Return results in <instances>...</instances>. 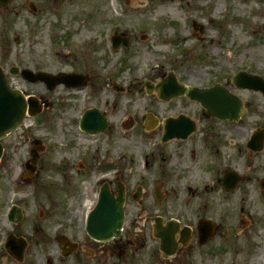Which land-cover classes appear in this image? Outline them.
Wrapping results in <instances>:
<instances>
[{"label":"rangeland","instance_id":"1","mask_svg":"<svg viewBox=\"0 0 264 264\" xmlns=\"http://www.w3.org/2000/svg\"><path fill=\"white\" fill-rule=\"evenodd\" d=\"M193 21L202 30L199 26L192 30ZM114 30H125L134 43L112 49ZM14 64L51 72L75 67L90 74L91 81L90 86L67 93L60 87L44 91L41 83L29 84L54 103L44 114L48 122L39 123L40 131L33 134L50 143L53 157L71 158L73 171L65 170L70 190L63 194L65 180L56 172L53 177L42 173L46 176L41 182L56 176L58 183L45 190L33 191L19 183L25 153L9 147L0 165V264H264V149L250 155L246 146L256 126L264 125L262 92L228 83L244 99L247 111L235 123L234 132L217 124L226 134L223 139L217 135L216 147L221 148L217 160L246 175L239 188L225 191L207 172L192 167L183 179H169L166 194L158 200L149 170L141 203L130 199L126 205L133 215L146 211L141 223L146 216L160 213L191 223L192 238L170 258L163 256L149 221L142 225L146 239L126 256L100 252L99 242L89 239L85 220L96 196L90 198L88 170L81 171L78 165L90 162V151L99 140L90 141V135L76 124L83 109L109 96L113 80L126 84L135 77H162L169 72L191 83H226V73L241 68L264 75V0H222L218 10L217 0H10L0 5V65L9 72ZM8 76L23 82L19 75ZM58 102L68 110L63 112ZM8 164L12 176L7 177ZM13 202L27 214L18 225L7 218ZM198 214L217 224L216 234L202 245L194 222ZM13 228L29 240L22 261L4 248L7 232ZM60 232L84 244L83 248L62 256L56 240Z\"/></svg>","mask_w":264,"mask_h":264},{"label":"flooded vegetation","instance_id":"2","mask_svg":"<svg viewBox=\"0 0 264 264\" xmlns=\"http://www.w3.org/2000/svg\"><path fill=\"white\" fill-rule=\"evenodd\" d=\"M25 91L27 95H38L31 89ZM38 96L46 97L41 93ZM118 96L112 100L105 97L98 98H101L100 105H97L101 108L99 115L105 114L108 119L107 129L98 134L105 139L108 146L102 154H98L96 157L90 154V185L94 168L97 167L99 170L105 171V174L111 175L109 183L114 191H116L115 179H119L124 185L126 196H142L143 192L147 190L142 182L145 180V175L141 172L139 163L136 162L132 154L126 153L128 133L131 134V137H137L139 133L147 134L149 137L151 142L149 146H146L144 142V146L134 145L131 150L143 157L142 171L146 172L148 169H152L151 175L156 180L183 179L192 167L199 170L201 174L203 171L210 174L221 171V166L216 160L218 140L215 125L207 123L208 119L203 115L204 108L199 102L192 100L186 94L163 98L160 93L153 92L152 94L144 93L138 97L131 94L128 103L125 104L123 98L120 101L121 95ZM49 105L52 106L53 103L49 102ZM117 106L128 107L129 111H124L121 116L122 108L117 110ZM38 108V105L33 106V110ZM44 112L43 109L38 115H28L20 129L8 134L2 140L4 145L2 159L11 146H15L17 151L23 149L27 157L34 160L32 166L36 168L37 175L45 170L44 167L54 164V161L59 162L50 153L51 146L41 138L33 136V132L37 130V121L43 119ZM29 118L32 120L27 121ZM195 121L199 125H197L196 131L187 137H174L163 141V135L167 128L172 131L185 132L196 126L193 124ZM166 122H168L167 125ZM226 128L233 129V127ZM218 133L222 137L220 130ZM111 148L115 150L114 157L111 156ZM97 151L99 152L100 149ZM126 166L131 168L125 170ZM139 178L141 181L135 182ZM135 224L136 221H129L121 235L110 241L107 248L113 252L127 254L129 248L135 244V238L139 235L134 231Z\"/></svg>","mask_w":264,"mask_h":264},{"label":"water","instance_id":"3","mask_svg":"<svg viewBox=\"0 0 264 264\" xmlns=\"http://www.w3.org/2000/svg\"><path fill=\"white\" fill-rule=\"evenodd\" d=\"M38 78L46 79L49 82H58L61 81L60 77H55L48 75L44 72L36 74ZM250 86L255 88H262L264 90V80L253 79L249 83ZM150 86V84H148ZM190 93L197 96L200 99H203L204 102L209 104L213 102L218 115L225 117L226 109L233 111L232 117L238 118L241 112L243 111V103L241 99L234 95L228 93L223 88H208V89H199L192 88ZM27 110V102L21 92L17 90H12L5 80L4 73L0 67V136L5 135L6 131H9L12 128H15L20 119L24 116ZM235 113V114H234ZM89 114L90 110L86 111L83 115L81 125L84 129H89ZM262 133L261 143L252 142L251 147L258 148L262 144V139L264 138V129L260 130ZM90 230L92 229V234L97 237H104L109 233L108 236L112 234L113 230H116L120 227L122 223V198H119L117 201L110 202L106 199L104 194H101L99 203L95 210L90 216ZM203 224L207 222L202 221ZM172 225V224H170ZM205 228L202 229V241L206 240L210 234ZM158 235L162 239V248L165 251H173L176 248V241L174 239L175 228L168 227L163 228L161 225H158L156 228ZM8 248L12 253H15L19 257L22 255L23 247L18 248L16 246L15 240H10L8 243Z\"/></svg>","mask_w":264,"mask_h":264},{"label":"bare ground","instance_id":"4","mask_svg":"<svg viewBox=\"0 0 264 264\" xmlns=\"http://www.w3.org/2000/svg\"><path fill=\"white\" fill-rule=\"evenodd\" d=\"M221 5H222V0H217V10L221 8Z\"/></svg>","mask_w":264,"mask_h":264}]
</instances>
